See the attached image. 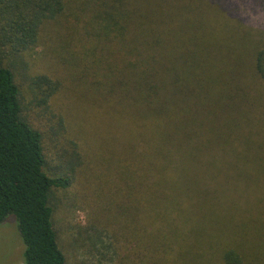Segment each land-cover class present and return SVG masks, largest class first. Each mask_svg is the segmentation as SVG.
<instances>
[{
	"label": "trees",
	"instance_id": "trees-1",
	"mask_svg": "<svg viewBox=\"0 0 264 264\" xmlns=\"http://www.w3.org/2000/svg\"><path fill=\"white\" fill-rule=\"evenodd\" d=\"M212 1L0 0V223L15 216L23 264H67L49 197L70 178L49 171L5 60L43 32L58 35L54 53L107 124L112 188L83 201L115 241L145 264H264V30L237 24L235 2L217 1L226 15Z\"/></svg>",
	"mask_w": 264,
	"mask_h": 264
},
{
	"label": "rangeland",
	"instance_id": "rangeland-1",
	"mask_svg": "<svg viewBox=\"0 0 264 264\" xmlns=\"http://www.w3.org/2000/svg\"><path fill=\"white\" fill-rule=\"evenodd\" d=\"M217 1L211 3L219 5L222 13H233L231 7ZM224 1L235 2L237 24L254 27L257 32L264 30V0ZM57 36L43 32L41 40L31 50L17 55L7 51L5 60L14 72L24 116L44 137L49 171L58 170L70 178L67 186L52 188L49 197L59 247L67 264H145L142 262L144 252L134 250L133 244L120 236L115 241L110 234L113 229L94 217L86 200L83 201L85 194L95 196L99 184L104 190L112 188V183L108 182L113 172L107 158L111 141L106 140L107 131L100 135L99 128L103 130L107 124L101 116V109L95 106L93 90L84 85L76 69H67L54 53L53 49L58 47ZM53 85L55 94L51 97V106H48L41 98ZM255 103V110L264 109V97L259 105V101ZM93 105L96 110L100 109L96 115L91 109ZM57 135L65 138L59 139ZM85 139L96 144L99 154L104 156L97 160L86 157V152L78 144V140ZM87 162L92 169L87 168ZM71 163L76 165L75 172L70 168ZM254 197L264 199V186L257 188ZM16 224L12 214L0 223V264H23L24 244Z\"/></svg>",
	"mask_w": 264,
	"mask_h": 264
}]
</instances>
